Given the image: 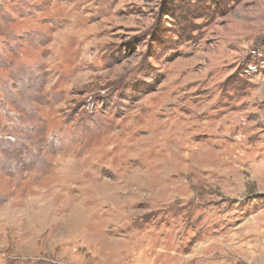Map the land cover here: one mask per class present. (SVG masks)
<instances>
[{
	"label": "rangeland",
	"instance_id": "rangeland-1",
	"mask_svg": "<svg viewBox=\"0 0 264 264\" xmlns=\"http://www.w3.org/2000/svg\"><path fill=\"white\" fill-rule=\"evenodd\" d=\"M0 264H264V0H0Z\"/></svg>",
	"mask_w": 264,
	"mask_h": 264
}]
</instances>
